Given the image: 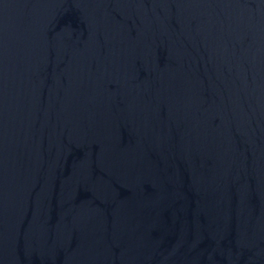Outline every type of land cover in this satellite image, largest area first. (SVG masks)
Segmentation results:
<instances>
[{
	"label": "water",
	"instance_id": "water-1",
	"mask_svg": "<svg viewBox=\"0 0 264 264\" xmlns=\"http://www.w3.org/2000/svg\"><path fill=\"white\" fill-rule=\"evenodd\" d=\"M0 264H264V0H0Z\"/></svg>",
	"mask_w": 264,
	"mask_h": 264
}]
</instances>
